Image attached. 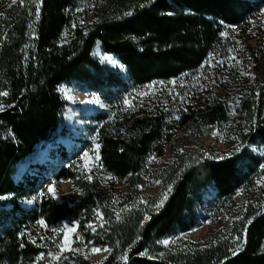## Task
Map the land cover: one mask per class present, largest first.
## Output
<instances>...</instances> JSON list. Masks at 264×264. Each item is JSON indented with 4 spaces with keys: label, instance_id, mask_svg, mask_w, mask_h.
I'll return each instance as SVG.
<instances>
[{
    "label": "trees",
    "instance_id": "obj_1",
    "mask_svg": "<svg viewBox=\"0 0 264 264\" xmlns=\"http://www.w3.org/2000/svg\"><path fill=\"white\" fill-rule=\"evenodd\" d=\"M263 10L264 0H0V264H264L263 54L242 49L246 32L262 35ZM60 87L106 105L78 140L99 146L107 188L67 162L61 140L74 135ZM214 132L233 149L179 143L150 167L168 141ZM47 145L60 160L53 178L79 190L77 200L41 187L50 182L43 164L17 178ZM156 181L160 191L149 193ZM63 221L76 227L69 251L57 247ZM208 221L219 227L203 241L179 238ZM82 248L110 251L93 262Z\"/></svg>",
    "mask_w": 264,
    "mask_h": 264
},
{
    "label": "rangeland",
    "instance_id": "obj_2",
    "mask_svg": "<svg viewBox=\"0 0 264 264\" xmlns=\"http://www.w3.org/2000/svg\"><path fill=\"white\" fill-rule=\"evenodd\" d=\"M98 7L100 8L106 7V3L102 2ZM97 8L95 10H97ZM81 17L83 21H86V18H84L83 15ZM89 17L90 18L94 17L93 11L90 12ZM261 17L264 18V10L261 13ZM232 29L236 33L239 31L238 27H233ZM262 31H263L262 35L259 37H251L252 34L246 32L244 34L245 39L242 40V49L244 51L247 48L251 47V48H256L258 51H260L263 54V57L261 59V64L259 67V71L261 73L264 72V27L262 28ZM95 54L103 62H106L112 65L113 67L123 70V67L121 66L119 61L114 57H112L111 55L104 53L100 49H97L95 51ZM105 56L110 57L111 62L106 61L104 59ZM59 91L63 95V97L71 103V106L66 113V120H67V124L72 128V132L74 136L72 138L61 140L62 144L67 148L69 152V158L67 162L76 163L80 169H85L86 171L91 172L90 174L91 176L92 175L102 176L104 182V188L109 187L111 182L110 178L108 176H105L103 173H101L98 159H96V157L98 156L97 146L90 145L85 147L80 143V140H78L82 138L89 139V137H91L89 131V126H91L92 124L91 118L96 112L104 109L106 105L102 101H100L95 95L75 88L69 89L65 87H60ZM177 135L184 136L186 134L183 131L178 130ZM180 138L182 137H179V140L168 141L166 154L162 158H157L154 156L151 157L149 161L150 167L160 169L164 163L169 162L173 158L174 156L173 153L176 147L179 145V143L188 144L191 145L192 147L195 146L212 147L214 151L219 153H227L231 151L235 146V144L227 143L224 136L220 134V132L216 133L215 136L211 133H204L200 137H194V138L187 136L185 137V141H182V139ZM50 148L55 149L53 145H47L44 148H42L41 151H39V154L35 158H31L30 160L21 163L19 167V172L17 174V178L22 177L23 174L26 173L28 170L29 172L33 171L29 169L30 162L43 164L48 167L47 169H45V175L48 177L50 182L42 183L41 187H44V185H46V188L48 189L50 185L54 186L55 188L54 196L60 201L72 202L74 200H77L80 196L79 190L73 189L69 181H57L53 178L55 167L57 163L60 162V160L58 158H55V155L52 156L53 153L49 152ZM84 153H88V156L85 157ZM147 190L149 193H157L160 191V185L157 183L154 187H150ZM38 199H39V194L29 198L26 203L28 205H33L34 202L37 201ZM65 224H67L69 227H75V225L70 223L69 221H63L57 226V229H63V226ZM218 227L219 225L216 224L215 222L208 221L205 224H203L201 227L187 234H181L179 238L182 240L188 239L190 241H203L209 236L210 232L217 229ZM63 235H64L63 243L67 246L66 249L63 251H69L72 248L71 244H72L73 233H68L67 238H65L64 232ZM165 240L169 241V239H165ZM79 253H83L93 262H98L101 261L106 256L107 251L92 252V250L82 248L79 250ZM70 261L71 259L69 257H65L62 261V264H68Z\"/></svg>",
    "mask_w": 264,
    "mask_h": 264
},
{
    "label": "snow or ice",
    "instance_id": "obj_3",
    "mask_svg": "<svg viewBox=\"0 0 264 264\" xmlns=\"http://www.w3.org/2000/svg\"><path fill=\"white\" fill-rule=\"evenodd\" d=\"M15 2H16V0H13V3H15ZM23 2H24V0H20V3H21V4H23ZM39 7H40L39 4H37V5H36V12H35V16H36L37 19L39 18ZM104 59H105L106 61L111 62V58H110V57L105 56ZM237 63H239V61H237ZM242 74H244V73H242ZM0 95H7V93H6V92H0ZM140 95H144V93H140ZM124 103L127 105V104H129V101H128L127 99H125ZM0 110H3L2 107H0ZM213 135L215 136L216 133L214 132ZM98 147H99V146L97 145V148H98ZM84 156L87 157V156H88V153H84ZM98 158H99V157L97 156L96 159H98ZM220 159H224V157H220ZM261 167L264 168V165H262ZM155 183H159V181H156ZM47 191H48L49 193H51V194L54 195V194H55V188H54V186H51V185H50V186L48 187ZM170 191H171V186H169L165 192L161 193L160 199H159L158 202H156V203L154 204V207H156V208L161 207V206L163 205V203L167 200V198H168V193H169ZM141 202H142V203H146V201H141ZM98 215H99V213H98ZM148 218H149V217H147V216L145 217V219H148ZM117 219H119V214H117ZM39 223H40L42 226H44V221H43V220L39 221ZM57 231H63V232L65 233V238H67L68 233H75L76 229H75V227H69L67 224H65V225L63 226V229H59V230H57ZM162 243L165 244V245H167V244H169V241H168V240H164V241H162ZM57 247H58L61 251H63V250L66 249L67 246L62 242V243L58 244ZM100 251H110V250H109V249H97V248H93V249H92V252H100ZM234 251H235V250H234ZM53 259H54V260H58V259H59V256H58V255H57V256H53ZM122 259L125 260V261H127V255L125 254V255L122 257Z\"/></svg>",
    "mask_w": 264,
    "mask_h": 264
}]
</instances>
